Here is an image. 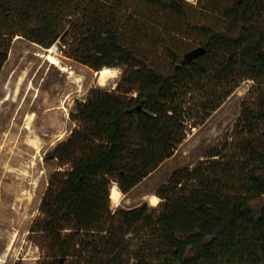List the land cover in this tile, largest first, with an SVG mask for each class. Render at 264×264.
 Wrapping results in <instances>:
<instances>
[{"label":"trees","instance_id":"16d2710c","mask_svg":"<svg viewBox=\"0 0 264 264\" xmlns=\"http://www.w3.org/2000/svg\"><path fill=\"white\" fill-rule=\"evenodd\" d=\"M184 2L0 0V71L15 35L44 48L59 41L94 71L123 68L114 89L94 87L75 102L77 126L51 151L67 168L51 174L30 226L44 243L37 264H264V0H205L218 25L195 22ZM147 8L177 17L204 52L166 46L167 67L148 63L125 41ZM245 79L257 86L235 123V155L212 151L175 169L153 208L111 210L112 183L129 192L183 140L192 87Z\"/></svg>","mask_w":264,"mask_h":264},{"label":"rangeland","instance_id":"374dc122","mask_svg":"<svg viewBox=\"0 0 264 264\" xmlns=\"http://www.w3.org/2000/svg\"><path fill=\"white\" fill-rule=\"evenodd\" d=\"M184 1L195 22L220 24L201 8L205 0ZM145 11L146 17L138 23L140 31L125 41L154 67L169 65L166 46L176 52L187 50L183 56L200 47L198 34L185 31L177 17L155 8ZM59 43L44 48L15 35L0 71V264H37L44 256L38 246L44 243L30 233V226L39 214L51 174L67 168L49 157L51 151L77 126L70 117L75 102L84 101L91 88L114 89L123 72L122 67L111 68L108 80L101 84L98 71L66 56ZM50 57L57 66L48 61ZM256 86L245 79L222 84L205 81L192 87L183 140L171 157L129 192L121 193L117 205L110 202L111 210L142 203L153 208L160 202L156 190L175 169L192 168L209 159L206 155L212 151L220 152L214 157L218 160L235 155V139L240 136L235 123L243 106L252 105ZM26 126H32L33 132ZM112 188L117 189L115 183ZM87 241L81 238L82 245Z\"/></svg>","mask_w":264,"mask_h":264},{"label":"bare ground","instance_id":"6f19581e","mask_svg":"<svg viewBox=\"0 0 264 264\" xmlns=\"http://www.w3.org/2000/svg\"><path fill=\"white\" fill-rule=\"evenodd\" d=\"M48 61L51 64L55 65V66L58 65V62L56 60L52 59L51 57L48 58ZM61 70L63 72L67 71L66 68H64V67H61ZM109 70L110 69H108V68H103V69L98 71V77H99V81L101 82V84H103L104 82H106L108 80V78H109V76H108ZM25 128L31 130L30 132H33L32 126L31 127L26 126ZM119 198H120L119 191L117 189H115V188H112L111 192H110V202L112 204H114V205H117L118 201H119Z\"/></svg>","mask_w":264,"mask_h":264},{"label":"water","instance_id":"95a60500","mask_svg":"<svg viewBox=\"0 0 264 264\" xmlns=\"http://www.w3.org/2000/svg\"><path fill=\"white\" fill-rule=\"evenodd\" d=\"M202 52H204V48L199 47L198 49H196L194 51H191V53H189L187 56L194 58V57L198 56V54H200Z\"/></svg>","mask_w":264,"mask_h":264},{"label":"crops","instance_id":"0c3cea01","mask_svg":"<svg viewBox=\"0 0 264 264\" xmlns=\"http://www.w3.org/2000/svg\"><path fill=\"white\" fill-rule=\"evenodd\" d=\"M117 190H118V188H117ZM119 191V190H118ZM119 194H121V192L119 191Z\"/></svg>","mask_w":264,"mask_h":264}]
</instances>
